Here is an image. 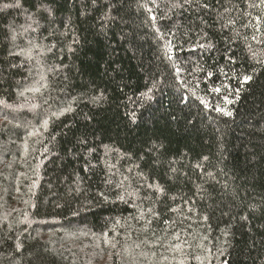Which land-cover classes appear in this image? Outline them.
<instances>
[{"label":"trees","instance_id":"obj_1","mask_svg":"<svg viewBox=\"0 0 264 264\" xmlns=\"http://www.w3.org/2000/svg\"><path fill=\"white\" fill-rule=\"evenodd\" d=\"M16 3L0 264H264V0Z\"/></svg>","mask_w":264,"mask_h":264},{"label":"rangeland","instance_id":"obj_2","mask_svg":"<svg viewBox=\"0 0 264 264\" xmlns=\"http://www.w3.org/2000/svg\"><path fill=\"white\" fill-rule=\"evenodd\" d=\"M31 107H33V106H31ZM27 109H29V108L20 106L18 109L12 108L11 110H13L15 112H19V110L25 111ZM104 241H108V239H104ZM91 243H93V242H91ZM94 244H96L97 248L100 249L99 254H101V255L97 256V258H96L97 260H93L95 262V264H116L117 260H119V261L122 260V256L120 254H119L120 256L117 255V251L114 252V251H112L111 248H109V247L113 246V245H110L111 243L110 244H104L105 245L104 247H106V249L103 248L102 246H100V244H97L96 242ZM94 244L92 245L91 249H94V246H95ZM210 262H211V258H209L204 264H209ZM134 263L135 262H131V264H134ZM181 264H184V263L182 262ZM189 264H192V263L189 261Z\"/></svg>","mask_w":264,"mask_h":264},{"label":"snow or ice","instance_id":"obj_3","mask_svg":"<svg viewBox=\"0 0 264 264\" xmlns=\"http://www.w3.org/2000/svg\"><path fill=\"white\" fill-rule=\"evenodd\" d=\"M14 7H19L20 6V0H17V3L15 5H11ZM10 5H5V7H11ZM246 80L251 79V77H245ZM230 115V113H228Z\"/></svg>","mask_w":264,"mask_h":264}]
</instances>
